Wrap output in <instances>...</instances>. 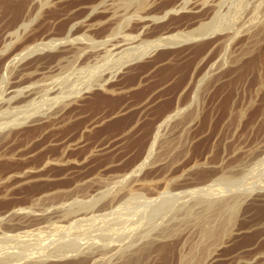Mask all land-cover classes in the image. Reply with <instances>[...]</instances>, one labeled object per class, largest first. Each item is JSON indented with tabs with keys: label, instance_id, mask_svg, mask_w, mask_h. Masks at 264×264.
I'll return each instance as SVG.
<instances>
[{
	"label": "rangeland",
	"instance_id": "obj_1",
	"mask_svg": "<svg viewBox=\"0 0 264 264\" xmlns=\"http://www.w3.org/2000/svg\"><path fill=\"white\" fill-rule=\"evenodd\" d=\"M90 1L0 0V49L10 41L17 42L14 50L18 51L25 43L64 40L74 23L88 17L86 5ZM224 1L221 11L229 21L238 3ZM170 3L171 0H165L152 8L155 20L145 32L127 31L112 38L116 40L110 44L94 50L100 58L90 63L91 66L84 58L83 64L75 68L76 57L72 52L67 54L72 64L56 72L53 78L44 79V75L36 70L39 67L42 72L54 63L55 58L50 57L52 54L48 51L43 54L45 57L35 56L31 61L7 69L6 60H0V95L12 81L21 84V88L41 90L54 82L60 89L69 79L65 85L67 89L71 81L85 71L95 72L96 79L101 75L100 79L108 81L103 89L94 86L90 93L72 102L64 111L28 112L30 120L13 128L0 142V211L21 205L27 206L25 218H46L41 225L17 233L0 234V264H82L95 253L100 258L96 257L98 262L92 264H108L111 248L118 245L116 242L111 247L102 236L110 226L108 222L112 225L119 221L120 215L128 217L126 213H132V208H138L140 213L151 210L154 189L161 188L162 198L181 200L184 191L190 189L183 186L188 174L206 177L212 172V163L224 164L226 181H231L221 183L220 193L247 196L248 201L241 209L226 210L217 222L219 225L212 223L214 225H208L211 231L204 229L201 232H208L207 235L199 233L194 239L191 237L183 250L184 264H203L213 254L217 259L205 264H262L263 257L260 258L259 252L264 251V50L262 56L258 51L246 56L236 54L237 48L245 43L247 27L239 31L241 34L234 40L221 45L217 41L234 37L235 33L230 28L224 33L217 32L219 40H214L217 47L213 51L214 44L207 38L187 40L185 35L200 24L192 29L181 26L193 21L199 13H205L203 9L208 6L200 11L181 10L164 15V8ZM248 3L249 0H243L238 18L232 24L235 28L245 24ZM210 18L208 22L213 15L210 14ZM24 21L29 23L27 31L9 40L10 34ZM78 28L68 40H76L78 46L91 47L88 42L93 36L84 27ZM160 37L181 38L175 45L160 47L118 73L112 67L111 64L124 54L143 51L148 42ZM19 39L23 42H18ZM116 42H122L120 48L113 47ZM68 45L70 43L59 45L58 53L54 54L61 56L59 51ZM3 78L11 82L3 83ZM180 107L182 111L161 128L165 119ZM23 113L27 112L13 110L10 115L16 117ZM156 136V146L149 158ZM148 158L139 177L141 182L133 188V181H128L127 176ZM206 158L208 162L204 160ZM196 160L203 163L193 167ZM14 171L27 173L30 177L26 175L27 178L20 180L19 176L13 175ZM148 179L155 182L153 187L149 186L152 189L144 186L145 182H150ZM119 191H130V194L122 204L111 209L109 204ZM43 195L38 207L28 208L33 197ZM245 199L242 198L240 203ZM143 218L142 222L148 219L147 216ZM171 219L169 216L156 224L149 219L146 224L141 222L143 229L139 224L141 230L136 245L142 248L148 242L162 240L165 233L176 239L185 227ZM225 228L227 230L223 231ZM164 238L172 240V237ZM124 241L125 244L128 242L127 239ZM51 245L56 249L73 245L77 249L70 255L58 257L50 254L55 250ZM49 246L54 250L50 251ZM146 262L143 259L141 264Z\"/></svg>",
	"mask_w": 264,
	"mask_h": 264
},
{
	"label": "bare ground",
	"instance_id": "obj_2",
	"mask_svg": "<svg viewBox=\"0 0 264 264\" xmlns=\"http://www.w3.org/2000/svg\"><path fill=\"white\" fill-rule=\"evenodd\" d=\"M164 1L165 0H91L90 2H87V5H86V9L89 10L88 11L89 12L88 17H86L84 20L77 21L76 23H74L72 25V27L69 29V31L67 32V37L64 40H57L59 42L54 40V41H50L47 43L44 42V40H43V42H41V41L37 42L36 41V43L32 42L33 44H29V45L25 43L26 45L24 44V46L21 49L19 48L20 50L15 51L14 50L15 49L14 44H17V42L15 41L12 43V41H10V44H8L9 43V42H7L8 38L7 39L4 38L7 40L6 41L7 43L3 44L1 49H0V60L1 59H3L2 61H4V59L6 60V62H7L6 69H7L11 66L17 67L18 65L22 64L23 62L25 63V61H28V60L31 61L32 59H34L33 57H35V56H41L42 57V55L43 54L45 55V53L48 51V53L52 54L49 56L52 58H55L54 59L55 61L53 60L54 63H51V65H49V66L47 65L46 68L44 70H42V72H41V70H38L39 67L36 70V71H40L39 73L40 74L42 73L44 75V79L45 78L50 79V77L53 78L55 76L54 74L56 72H58V71L61 72L62 70H64V68L68 64L70 65L72 60H70L71 57L67 56V54L72 53V52H73V56L76 57L75 59L73 58L74 59V65L73 66L75 68H78L77 65L79 66L81 63V60L84 58L86 59L87 64H89L91 66L90 63H93L94 61H97L98 58H100V54H98L97 51L95 53L94 50H96L100 46L103 47V46H106L107 44H110L112 42V40H114L112 38L118 37L120 34H123L127 31L145 32L146 29H148L149 24L153 20H155V16L152 15L155 12L153 10V13H152V8L156 4H160L161 2L164 3ZM223 1L224 0H171V3L169 5H166L168 7L165 6V8H164L165 9L164 15H168L170 13L178 12L181 10H190V11L196 10V11H198V9H199V11H200L201 9L208 6V7H206V9H203L204 10L203 12H205V13H199L200 15L198 14L199 16L196 17L195 19L193 18L194 19L193 21L191 20V21H189V22H187L181 26V27H185V28L189 27L192 29V27H195V25L198 26V24H200L198 26V28L192 30L188 35H185V38L187 40L207 38L209 43L214 44L211 47L212 48L211 51H213L216 49L217 44H220V43L222 44L226 41L231 42L232 40L235 39V37L239 36V33H240L239 31H241L242 29L247 27L245 29L247 31L245 43L237 48L236 54L239 53L240 56H246V55H249V54H252V53L258 51L260 56H262V53L264 50V0H249V3L247 4L248 18H247L246 22H244L245 24L243 25V27H240V28H235L234 25L232 26V24H234V21H236V19L238 18L237 16H238L239 11H240L239 8L241 7L243 0H231V1H236V3H238V5H236V7H235L236 9L232 13V15L230 16L229 21L225 20L223 14H222V11H221ZM239 3H240V6H239ZM82 9H84V8H82ZM86 9H85V11H86ZM210 14H211V17L213 15V19L211 21L209 20L210 22H208L207 19L210 18ZM242 21H244V20H242ZM240 23H242V22H240ZM79 26L84 27L85 30L87 31V33H90L93 37L95 36V38H93V37L90 38V41L88 42V44L91 43V44H89L91 47L86 48V47H83L84 45L78 46V44H76L77 43L76 40H72V41L68 40L69 37L72 35V33L77 31V29H79L78 28ZM28 27H29V23H27V21L26 22L24 21L19 26V28L17 29L16 32H12L10 34L9 40L12 39V37L14 38V36H16V37L19 36L20 33L26 32ZM176 27H178V26H176ZM227 28L228 29L230 28V30L234 31L235 36L229 37L227 39H226V37L222 38V39L220 38L221 41H217V40H219L217 38V37H219V35L217 34L218 35L217 36L216 33L221 32V31H223L222 33H224V31L227 30ZM169 29H171V28H169ZM171 30H169L168 32H170ZM165 33H167V32H165ZM165 33H162L161 36L164 35V37H165V35H166ZM87 38L89 39V37H87ZM180 38L181 37H179V38H172V37L163 38V37H160L157 40L155 39L154 42L153 41L148 42L147 45L145 46V48H143L144 50L142 49L143 51L138 50L136 52H132L131 54H124L123 56L120 57L119 60H117V61L115 60L111 65L113 68L116 69V72L118 73L123 68H125L129 65H132L135 62H137L138 60L144 58V56L151 55L160 47H168V46L175 45L176 42L180 41ZM214 40L217 41V44H216V41L214 42ZM13 41H14V39H13ZM19 41L23 42L21 39H19L18 42ZM67 43H70V45L62 47V49L59 51V53H61V56H59L60 54L59 55L57 54L58 53L57 49L59 48L58 46L61 44H67ZM121 45H122V42H116L113 44V47H116V46L119 47ZM16 50H17V48H16ZM123 51H125V50H123ZM55 52H57V53L54 54ZM44 55H43V57H45ZM37 59H40V58L38 57ZM72 63H73V61H72ZM81 64H83V63H81ZM106 65L109 67L108 64H106ZM39 69H41V68H39ZM25 74H23V75H25ZM76 74H78V73H76ZM94 74H95V72H92V71L86 72L85 71L84 73L80 74L82 76L75 75L78 77L75 78V76H74V78H75L74 80L72 77V79H71V80H73V81H71L72 84H70L71 86H67L68 88L66 89L65 85L68 84V82H70V80L67 79L68 82L66 81L67 83H64V86H62V88H65L64 89L65 91L61 87H60V89H58L59 86L55 87V85H57V84L54 85L55 82L51 83L49 85L47 84L48 86L44 89H42L40 87L41 90L34 89L33 87L21 88V86H20L21 84L16 85L18 83L17 82L13 83V81H12V84L8 83L6 90L4 91V89H3L4 93H2V95H0V142H2L3 140H5L8 137L9 132L13 128L21 127L27 122V120L30 117V116H28V112H40V113L41 112H61V111H64V109L67 106H69L72 102H75L77 99H80L81 97H83L84 94L90 93L94 89V86H97L98 88L103 89L106 86L105 82H108V81L100 79L101 75L98 77V79H96ZM32 75H34V72H32ZM32 75H29V77H31ZM102 76H103V74H102ZM3 79H4L3 83L11 82V80L8 81L9 79L8 80H6L5 78H3ZM22 79H23V77H22ZM16 81H18V80H16ZM3 83H1V84H3ZM19 83H21V82H19ZM4 85L6 86V84H4ZM41 86H43V84ZM19 87L21 89H18ZM13 110L14 111L16 110V112H27V113H23L21 116L15 117V115L14 116L10 115V112H13ZM181 111H182L181 107H180V109L177 108L175 110L176 113L168 116L165 119V121L161 125V128L163 126H165L167 123H169L171 120H173L175 118V116L178 115V112L180 113ZM156 142H157V136L154 138V141L151 144V147L149 150L150 151L149 152V158L153 155V152H154V149L156 146ZM149 158L147 159L146 162L142 163L139 167H137L131 174H129L128 176L126 175L128 181H133V183L131 184L133 188L135 186H139L138 184L141 182L139 180L140 174L142 173L143 169L147 166ZM204 160H206L208 162L207 158ZM200 162H202V161L196 160L193 162L194 166L193 165H190V166L197 167L200 164ZM211 165H213V166H211L212 172L210 171L211 174L206 176V177H204V176L198 177L199 175L198 176H194V175L191 176L188 174V178L187 179L185 178V182H184L183 186L187 189H189V188L190 189L188 191H184L186 193H185V196H183L181 198V200L174 199L171 197H169V198L163 197L162 198V196H164V195L160 194L162 192L161 188L160 189H154L153 190V195H154L153 198L154 199H152V203L154 205H153V207L151 205V210L145 209L146 210L145 212H144V210L143 211L141 210L142 211L141 213H143L141 215V213L136 210L138 208H136L135 210L132 208L133 209V210L131 209L132 213L131 212L126 213V215L128 214V217L124 218L125 216L122 214L123 216L120 215L121 218L119 216H118L119 218L116 217L119 219V221L117 220L118 222H115L112 225H111L112 222H108V224H110L109 228L107 230H104V231L102 230L103 235L102 234L101 235L105 237L106 243H109L111 247L116 242H117L116 244H118V245H115L113 248H111L112 254L109 257V261H108L109 263L108 264H141V261L143 259H145L147 261L146 264H150L149 262L152 260H157L158 261L157 264H163V263L164 264H184L183 250H184L185 244L187 243V241L191 237H193V239H194V236L198 235L199 233L202 235L203 233H201V232L205 231L204 229H210L208 225L218 224L219 223L218 221L220 220V218L222 217L223 213H225L226 210L228 211V210H231L230 208L234 209L236 207H238L239 209L243 208V205L245 204L246 200L248 199L247 196H244V197H246L245 201L240 203V201L244 197L239 196L238 194H237L238 196H236V195H229V194L225 195L223 193H220L221 191H220L219 187H220L221 183L231 182L229 180L226 181V179L228 177L227 178L225 177L227 172L225 170L224 164L218 165L216 163H212ZM191 169L192 168H190L188 170H191ZM13 175L19 176L21 178L20 180H22L24 178H27V176L29 174L27 175V173L14 171ZM9 176H11V175H9ZM28 177H30V176H28ZM145 181H147V180H145ZM154 183L152 181H150V182L147 181V182H145L144 186L145 187L147 186L149 188V186L153 185ZM156 184L159 185L158 181H156ZM151 187H153V186H151ZM151 187L149 189H152ZM130 191H128L127 193H120L121 191H119L118 194L115 193L116 196L111 200L109 207L111 209H114L115 205L122 204L124 198L130 194L129 193ZM224 192L230 193L229 191L228 192L224 191ZM155 196H157V199H155L156 198ZM160 196L162 199L159 198ZM43 197H45V196L43 195V196L33 197L30 200V203L28 204L29 205L28 208H32V207H36V206L38 207L39 202L41 201V199ZM133 202H135V201H133ZM129 203H131V202H129ZM147 206H149V205H147ZM26 207L27 206L22 207L20 205L19 207L17 206V207L12 208V209L10 208L9 210H6V211H0V234L17 233V232L23 231L25 229L31 228L33 226H37L39 224L41 225L44 223V221H46V218H43L42 216L41 217L35 216L32 219L25 218L23 215H24ZM121 207H122V205H121ZM116 208H117V206H116ZM144 216L145 217L147 216L148 219L150 220V222L151 223L155 222V224H156V221L162 220L161 222H163V220H165V218L171 216L172 217L171 221L173 223L177 222V223H179L178 225H180V226H181V224H183L185 229L181 231V233L176 237V239L172 235H168V233H165L164 237H166V238L172 237V240L171 239H165L163 237L162 240H158V241L154 240L155 241L154 243L148 242V244H146L144 247L139 248V245L138 246L136 245V241L139 238V236H138V234H139L138 231L140 229L139 224L141 225V222H142V219H144L143 218ZM148 219L143 220V221L145 222ZM171 221H170V223H171ZM144 222H142V224H146V222L145 223ZM161 222H159V223L161 224ZM212 223H214V224H212ZM227 223H229V222H227ZM157 225H159L158 222H157ZM222 226H223V224H222ZM177 228H175V229H177ZM233 228H234V226H233ZM102 229H104V228H102ZM141 229H143L142 225H141ZM224 230L226 231L227 228L223 229V231ZM209 231H211V229ZM213 231H215V230H213ZM96 232H97V230H96ZM206 233H208V232H206ZM206 233L204 232L205 235H207ZM218 233H219V231H218ZM231 233H233V230ZM101 235H100V237H101ZM118 235H120V236H118ZM224 236H226V235L224 234ZM200 238H202V237H200ZM200 238H199V240H200ZM126 239L128 240V242L125 244L124 242H126V241H124V240H126ZM53 240H55V239H53ZM203 240H204V238H203ZM79 241L80 240H78V242ZM118 241H119V243H118ZM28 242H30V241H28ZM78 242H77V244H78ZM5 243H7V242H5ZM66 243H68V242H66ZM202 243H204V242H202ZM53 244H55V243H53ZM109 244H107V245H109ZM111 244H113V245H111ZM123 244H125V245H123ZM55 245L54 246L51 245V246L55 247ZM72 246L71 247L66 246V248L59 247L58 249H56L57 247H55L54 248L55 250L52 249V250H54L53 251L54 253H50V254L57 255L58 257H60L62 255L67 256V254L70 255L71 252L74 253V250L77 249L76 247H72ZM75 246H77V245H75ZM110 246L108 247V249L110 248ZM53 247H50V251H52L51 248H53ZM79 247H80V245H79ZM30 249H33V248H30ZM42 249H47V248H42ZM47 250L49 251V249H47ZM28 251H29V249H28ZM40 253H42V251ZM78 253H80V252H78ZM50 254H47V255H50ZM256 254H258V253H256ZM21 255H23V254H21ZM259 255H261L260 258L263 257V259L261 261H262V264H264V251L263 250H262V252L260 251ZM41 256H43V255H41ZM50 256H52V255H50ZM214 256H215L214 254L210 255L207 258V260L205 261V263H209V262L213 263L215 261L214 259H217V257L215 256L216 257L215 258ZM96 257L98 258L99 256H97L95 253L94 255L89 257L88 259L86 258V260H84V262H82V264H90V263L92 264V262L97 261ZM205 263H203V264H205Z\"/></svg>",
	"mask_w": 264,
	"mask_h": 264
}]
</instances>
